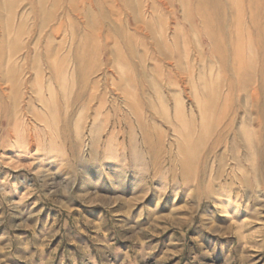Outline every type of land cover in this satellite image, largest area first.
Here are the masks:
<instances>
[{
  "label": "rangeland",
  "instance_id": "rangeland-1",
  "mask_svg": "<svg viewBox=\"0 0 264 264\" xmlns=\"http://www.w3.org/2000/svg\"><path fill=\"white\" fill-rule=\"evenodd\" d=\"M0 264H264V0H0Z\"/></svg>",
  "mask_w": 264,
  "mask_h": 264
}]
</instances>
